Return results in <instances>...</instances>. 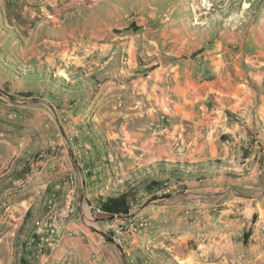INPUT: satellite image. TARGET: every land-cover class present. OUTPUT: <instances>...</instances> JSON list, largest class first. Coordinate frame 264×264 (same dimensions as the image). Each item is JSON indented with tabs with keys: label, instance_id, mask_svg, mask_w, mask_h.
Instances as JSON below:
<instances>
[{
	"label": "crops",
	"instance_id": "1",
	"mask_svg": "<svg viewBox=\"0 0 264 264\" xmlns=\"http://www.w3.org/2000/svg\"><path fill=\"white\" fill-rule=\"evenodd\" d=\"M233 26L218 27L217 36L201 44L205 48L196 56L161 48L178 36L163 42L148 38L157 48L129 65L119 54L109 57V70L104 65L100 70L113 73L110 79L77 101L85 113L92 106L98 111L91 125L80 121L82 138L76 145L91 150L77 155L78 164L84 162L75 166L81 193L77 212L59 220L54 241L33 262L14 243L42 237L35 227L42 199L37 192L8 199L13 210L0 219V239L18 253L17 264H264V29L247 35ZM71 86L55 95L60 108L75 103L77 84ZM131 88H141L159 104L158 113L142 112L139 125L132 122L139 115L128 99ZM179 143L185 145L183 153L176 149ZM67 147L71 150L68 142ZM4 158L0 151V163ZM39 162L42 167L29 172L23 156L15 158V166L0 165V188L27 182L44 190L69 170L52 154ZM171 178L181 182L172 197L143 203L150 182ZM130 188L141 189L135 208L149 221L127 247H120L107 233L105 216L91 212L87 203L105 191ZM229 191L231 198H200ZM258 191L259 197H248Z\"/></svg>",
	"mask_w": 264,
	"mask_h": 264
},
{
	"label": "rangeland",
	"instance_id": "2",
	"mask_svg": "<svg viewBox=\"0 0 264 264\" xmlns=\"http://www.w3.org/2000/svg\"><path fill=\"white\" fill-rule=\"evenodd\" d=\"M223 23H228L229 27L235 25L236 30L247 35L260 27L264 29V0H0V63L15 67L14 74L8 71L10 69L6 71V78L13 83L12 89L34 94L30 98L13 99L0 91V151L5 154L4 164L0 165L15 166V158L23 156L28 163L25 171L29 172L30 167L40 169L43 164L37 165V161L52 154L58 166L64 162L69 167L64 176H59L52 187L44 190L38 188L36 191L27 182L22 183L21 188H14V184L9 189L0 188V219L5 211L13 210L7 206L8 199L29 192H37V197L42 199L43 213L36 218V228L39 226L37 221L47 216L60 218L61 208L68 203L74 205V211L68 217L77 212L81 193L75 166H84V162L78 164L77 155L84 157L91 150V146L76 145L82 138L80 121L91 125L98 112L92 106L85 113L77 101L79 97L88 96L90 91H96L98 82H104L107 77L110 79L113 73L100 70L103 65L109 70L110 56L115 59L119 54L129 65L131 60L142 59L148 49L157 48L153 42L148 43V38H161L163 42L164 37L178 36L181 37L171 39L161 48L171 49L182 57L196 56L204 50L202 45L210 37L217 36L219 31L216 29ZM192 40L196 43H191ZM59 70L71 72L74 80L61 75ZM121 77L124 78L118 74V78ZM6 78L0 74V86ZM62 79L77 84L75 103L65 108L56 105L55 95L61 86H72H66ZM132 89L128 99L135 105L132 111L138 112L139 116L135 115L131 120L134 125H139L144 120L142 112L151 108L153 113H158L159 104L141 88ZM104 128L107 137L110 136L109 124ZM139 147L140 143L133 149L138 151ZM71 176L76 179L74 185L70 183ZM174 192L146 193L142 201L147 204L154 199L165 200ZM259 194L258 191L248 197H259ZM219 196L225 199L233 195L229 191L203 194L200 198L209 200ZM104 216L107 222L114 218ZM123 218L120 221L124 224L134 222L129 243L149 221L148 216L141 215L136 208ZM106 230L108 233V228ZM34 238L35 241L28 236L14 243L26 249L28 261L32 262L39 256L37 238ZM190 246L196 248L197 244L192 240ZM17 254L11 252L4 239H0V264H17ZM28 261L23 260V264L32 263Z\"/></svg>",
	"mask_w": 264,
	"mask_h": 264
},
{
	"label": "built area",
	"instance_id": "3",
	"mask_svg": "<svg viewBox=\"0 0 264 264\" xmlns=\"http://www.w3.org/2000/svg\"><path fill=\"white\" fill-rule=\"evenodd\" d=\"M176 149L178 152L183 153L185 151V145L183 143H179L176 146ZM75 177H70V183L71 185L75 184ZM181 185V182L176 178L166 179L162 182V184L155 188L152 193L150 194H168L172 193L174 191H177ZM98 195H94L90 198V200L87 203L88 209L92 211L93 213H100L102 214V211L100 207L98 206L95 198H97ZM134 208L130 209L128 213H130ZM61 217L60 218H54L53 215L47 216L46 218H43L39 221H37V224L39 225L37 228L40 233H42V237L37 239L36 243V250L39 254L44 252L45 245L51 244L54 241L56 230L58 227V222L60 219H67L68 216L71 214V212L74 211V205L71 203H68L64 205L61 208ZM126 214H119L113 216L114 218H111L108 222V234L112 241L120 246V247H127L128 244V237L132 234L134 230V222H130L129 224H124L120 220L124 219L123 217L127 216ZM36 239L33 238V241Z\"/></svg>",
	"mask_w": 264,
	"mask_h": 264
},
{
	"label": "trees",
	"instance_id": "4",
	"mask_svg": "<svg viewBox=\"0 0 264 264\" xmlns=\"http://www.w3.org/2000/svg\"><path fill=\"white\" fill-rule=\"evenodd\" d=\"M4 57V56H3ZM2 57V58H3ZM1 61V60H0ZM15 66V65H14ZM10 69V70H8ZM15 67L10 68L9 66L5 67L4 64L0 63V74L6 78V71L8 70L11 73H15L14 71ZM62 81L65 83L66 86H71V83L66 82L64 79ZM13 83L6 78L3 85L0 86V90L5 92L8 96L11 98H30L34 94L32 92L23 93L22 91L18 89H12ZM65 87V86H64ZM65 90L62 86L59 88V95L61 92ZM50 95L54 96V93H51ZM92 140V138H91ZM162 184V182H155L152 181L149 183V185L146 187V192L150 193L151 189H155L159 187ZM141 189H133L130 188L128 190L124 191H105L104 194L99 195L97 198H95L98 206L100 207L102 214L106 216H115L119 214H126L130 211V209L135 208V205L139 201L141 195ZM256 217V215H254ZM246 236H248V233H246Z\"/></svg>",
	"mask_w": 264,
	"mask_h": 264
},
{
	"label": "bare ground",
	"instance_id": "5",
	"mask_svg": "<svg viewBox=\"0 0 264 264\" xmlns=\"http://www.w3.org/2000/svg\"><path fill=\"white\" fill-rule=\"evenodd\" d=\"M59 71H62L59 72L61 73V75L66 76L68 79H71V75L69 74V72H67L66 70H59Z\"/></svg>",
	"mask_w": 264,
	"mask_h": 264
},
{
	"label": "water",
	"instance_id": "6",
	"mask_svg": "<svg viewBox=\"0 0 264 264\" xmlns=\"http://www.w3.org/2000/svg\"><path fill=\"white\" fill-rule=\"evenodd\" d=\"M1 91V90H0ZM1 92H3V91H1ZM4 94H6L5 92H3ZM7 95V94H6ZM84 194V193H83ZM84 197V196H83Z\"/></svg>",
	"mask_w": 264,
	"mask_h": 264
}]
</instances>
